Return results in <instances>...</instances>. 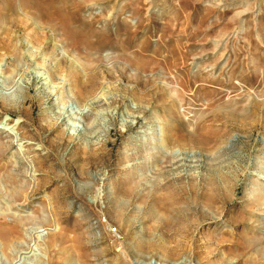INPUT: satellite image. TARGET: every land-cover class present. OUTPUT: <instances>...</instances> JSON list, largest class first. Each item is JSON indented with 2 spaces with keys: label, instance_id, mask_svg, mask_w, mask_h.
Wrapping results in <instances>:
<instances>
[{
  "label": "rangeland",
  "instance_id": "rangeland-1",
  "mask_svg": "<svg viewBox=\"0 0 264 264\" xmlns=\"http://www.w3.org/2000/svg\"><path fill=\"white\" fill-rule=\"evenodd\" d=\"M43 5L0 0V264H264V0Z\"/></svg>",
  "mask_w": 264,
  "mask_h": 264
},
{
  "label": "bare ground",
  "instance_id": "bare-ground-1",
  "mask_svg": "<svg viewBox=\"0 0 264 264\" xmlns=\"http://www.w3.org/2000/svg\"><path fill=\"white\" fill-rule=\"evenodd\" d=\"M12 2V1H11ZM13 3V2H12ZM11 3V4H12ZM16 3L18 5V8H19V11L28 15L30 14V10H33L34 12H37V14H42L46 17H48V19H51L52 16L51 14H49L44 5H43V0H34V1H30V0H16ZM32 14V13H31ZM39 14V15H40ZM39 17V16H38ZM29 19V17H27ZM40 20V19H39ZM47 20V19H46ZM45 21V20H44ZM38 19L37 17L35 16V19L32 20V22H30L28 25L30 28L29 30V34H28V37L30 38V40L32 42H35V43H40V37H39V32H38V28L34 27L33 25L36 23L37 24ZM50 22V21H49ZM40 23V22H39ZM45 23V22H44ZM47 23H48V20H47ZM33 24V25H32ZM7 34V33H6ZM7 40V44H9V39H6ZM69 79L71 80L72 82V88L73 90H75V93H76V97L77 98H84L85 96H90L92 94V90H89L88 93L86 94H82V88L84 87L83 86V82H79V76H80V70L76 67V68H71V69H68L66 71ZM86 86V85H85ZM63 93V91H62ZM85 95V96H84ZM172 138V137H171ZM170 186V184H165L164 186L160 187L159 190L163 191L164 189H168V187ZM179 191L180 193V196L181 194L184 192V186H182V184H178L177 185V188H175ZM193 188L189 186V190H192ZM2 239V238H1ZM4 241V240H3ZM5 245L8 246L10 244V242H5Z\"/></svg>",
  "mask_w": 264,
  "mask_h": 264
}]
</instances>
